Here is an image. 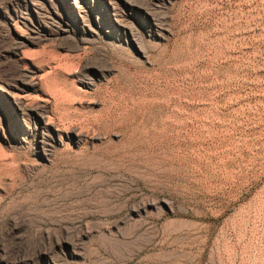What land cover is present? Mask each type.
<instances>
[{"label": "rangeland", "instance_id": "1", "mask_svg": "<svg viewBox=\"0 0 264 264\" xmlns=\"http://www.w3.org/2000/svg\"><path fill=\"white\" fill-rule=\"evenodd\" d=\"M0 264H264V0H0Z\"/></svg>", "mask_w": 264, "mask_h": 264}]
</instances>
